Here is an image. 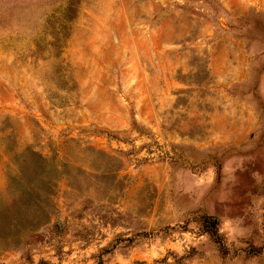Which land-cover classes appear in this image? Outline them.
Wrapping results in <instances>:
<instances>
[{"label":"rangeland","instance_id":"1","mask_svg":"<svg viewBox=\"0 0 264 264\" xmlns=\"http://www.w3.org/2000/svg\"><path fill=\"white\" fill-rule=\"evenodd\" d=\"M0 0V264H264V0Z\"/></svg>","mask_w":264,"mask_h":264},{"label":"trees","instance_id":"2","mask_svg":"<svg viewBox=\"0 0 264 264\" xmlns=\"http://www.w3.org/2000/svg\"><path fill=\"white\" fill-rule=\"evenodd\" d=\"M77 0H67L65 6L59 11L52 12L46 18V28L44 32L51 37L49 47L53 51L62 48L64 40L69 36L70 24L76 18L78 12Z\"/></svg>","mask_w":264,"mask_h":264}]
</instances>
